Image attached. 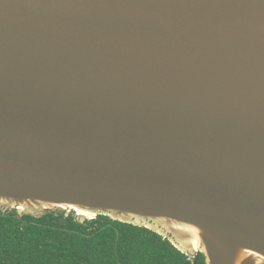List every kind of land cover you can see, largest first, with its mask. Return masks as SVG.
Masks as SVG:
<instances>
[{
    "label": "water",
    "instance_id": "water-1",
    "mask_svg": "<svg viewBox=\"0 0 264 264\" xmlns=\"http://www.w3.org/2000/svg\"><path fill=\"white\" fill-rule=\"evenodd\" d=\"M0 208L264 264V0H0Z\"/></svg>",
    "mask_w": 264,
    "mask_h": 264
},
{
    "label": "trees",
    "instance_id": "trees-1",
    "mask_svg": "<svg viewBox=\"0 0 264 264\" xmlns=\"http://www.w3.org/2000/svg\"><path fill=\"white\" fill-rule=\"evenodd\" d=\"M0 264H206L145 226L100 214L81 220L74 212L41 216L0 208Z\"/></svg>",
    "mask_w": 264,
    "mask_h": 264
}]
</instances>
